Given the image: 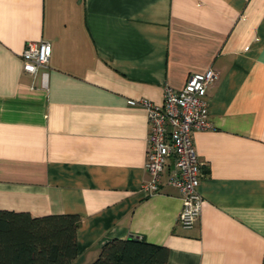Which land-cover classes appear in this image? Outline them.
<instances>
[{"label":"crops","instance_id":"0c3cea01","mask_svg":"<svg viewBox=\"0 0 264 264\" xmlns=\"http://www.w3.org/2000/svg\"><path fill=\"white\" fill-rule=\"evenodd\" d=\"M41 40L33 75L22 50ZM208 68L211 127L192 135L203 204L183 227L172 160L158 191L141 188L139 100ZM0 209L79 214L70 264L129 236L165 245L166 264H264V0H0Z\"/></svg>","mask_w":264,"mask_h":264},{"label":"built area","instance_id":"2783aa9c","mask_svg":"<svg viewBox=\"0 0 264 264\" xmlns=\"http://www.w3.org/2000/svg\"><path fill=\"white\" fill-rule=\"evenodd\" d=\"M50 54L49 42H27L22 50L23 69L35 75L47 64ZM217 77L213 68L191 73L180 89L166 85L160 103L139 100L146 109L149 129L145 166L150 178L141 188L148 193L158 191L162 174L168 161L172 160L168 183L181 194L178 222L183 227L197 222L202 209L203 200L198 192L201 163L196 156L192 135L196 130L211 127L207 91ZM128 103L136 101L130 99Z\"/></svg>","mask_w":264,"mask_h":264},{"label":"trees","instance_id":"16d2710c","mask_svg":"<svg viewBox=\"0 0 264 264\" xmlns=\"http://www.w3.org/2000/svg\"><path fill=\"white\" fill-rule=\"evenodd\" d=\"M76 213L32 216L0 209V264H70L77 255ZM168 248L138 236L115 238L88 264H166Z\"/></svg>","mask_w":264,"mask_h":264}]
</instances>
